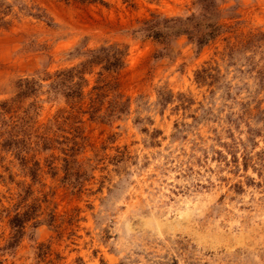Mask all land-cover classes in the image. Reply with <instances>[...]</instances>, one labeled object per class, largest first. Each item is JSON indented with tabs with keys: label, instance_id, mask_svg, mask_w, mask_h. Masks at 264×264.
<instances>
[{
	"label": "rangeland",
	"instance_id": "obj_1",
	"mask_svg": "<svg viewBox=\"0 0 264 264\" xmlns=\"http://www.w3.org/2000/svg\"><path fill=\"white\" fill-rule=\"evenodd\" d=\"M0 264H264V0H0Z\"/></svg>",
	"mask_w": 264,
	"mask_h": 264
},
{
	"label": "trees",
	"instance_id": "obj_2",
	"mask_svg": "<svg viewBox=\"0 0 264 264\" xmlns=\"http://www.w3.org/2000/svg\"><path fill=\"white\" fill-rule=\"evenodd\" d=\"M13 227H18L20 229L24 228V221H22L18 216H16L12 221H11Z\"/></svg>",
	"mask_w": 264,
	"mask_h": 264
}]
</instances>
